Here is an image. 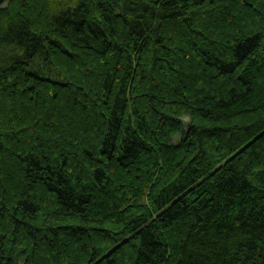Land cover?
Masks as SVG:
<instances>
[{
	"label": "trees",
	"instance_id": "16d2710c",
	"mask_svg": "<svg viewBox=\"0 0 264 264\" xmlns=\"http://www.w3.org/2000/svg\"><path fill=\"white\" fill-rule=\"evenodd\" d=\"M2 4L0 264H259L264 0Z\"/></svg>",
	"mask_w": 264,
	"mask_h": 264
},
{
	"label": "snow or ice",
	"instance_id": "6c2138e0",
	"mask_svg": "<svg viewBox=\"0 0 264 264\" xmlns=\"http://www.w3.org/2000/svg\"><path fill=\"white\" fill-rule=\"evenodd\" d=\"M122 3L131 5L132 8H135L136 6H141L144 11H147V5L149 3V0H121ZM154 4H159L160 0H151ZM168 3L175 4V0H167ZM103 6V5H101ZM186 6V5H185ZM4 5L0 3V8H3ZM129 10H132L131 8ZM109 13H111V9H109ZM113 16L119 15L121 18L124 19V23L127 26V29L130 32H136L139 33L145 29L148 28V22L147 20H144L141 22L140 16L131 17V18H124V9L118 10L117 13L112 14ZM153 16L156 15L155 12L152 13ZM7 42L10 45H14V41L6 39L5 36L0 35V77L3 76V73L7 71V64L10 60L15 59L12 56V53L7 51L3 44ZM42 39L39 37H31L28 41V43L25 45V50L20 52L18 54L19 58H26L30 59L32 55L37 54L40 49L42 48ZM14 51V47H13ZM2 143V141H0ZM251 164L252 161H249ZM261 167L260 169H254V174H260L262 177H264V162H260ZM249 235L252 237V240L255 241V243L250 242L248 244H245L244 247L248 249V252L243 257L244 260H251L252 256L250 255L251 252H255L256 255L259 257V264H264V224H261L257 229H255L253 232H250ZM223 251H227V247L223 249ZM206 259V257H202L199 254H193L192 252H188L184 254V257L181 259H178L177 264H203V261ZM25 264L27 262L25 261ZM221 264H231V259L228 257H225V259L221 262Z\"/></svg>",
	"mask_w": 264,
	"mask_h": 264
},
{
	"label": "rangeland",
	"instance_id": "374dc122",
	"mask_svg": "<svg viewBox=\"0 0 264 264\" xmlns=\"http://www.w3.org/2000/svg\"><path fill=\"white\" fill-rule=\"evenodd\" d=\"M172 140H173V142H176L178 140V136L174 137Z\"/></svg>",
	"mask_w": 264,
	"mask_h": 264
},
{
	"label": "water",
	"instance_id": "95a60500",
	"mask_svg": "<svg viewBox=\"0 0 264 264\" xmlns=\"http://www.w3.org/2000/svg\"><path fill=\"white\" fill-rule=\"evenodd\" d=\"M3 2V0H0V3H2Z\"/></svg>",
	"mask_w": 264,
	"mask_h": 264
}]
</instances>
